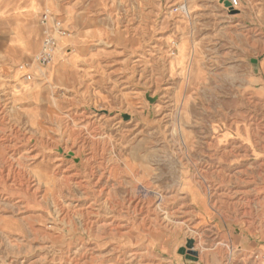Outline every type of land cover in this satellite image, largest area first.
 Listing matches in <instances>:
<instances>
[{"label": "rangeland", "instance_id": "obj_1", "mask_svg": "<svg viewBox=\"0 0 264 264\" xmlns=\"http://www.w3.org/2000/svg\"><path fill=\"white\" fill-rule=\"evenodd\" d=\"M39 13L0 45V264H264V0Z\"/></svg>", "mask_w": 264, "mask_h": 264}, {"label": "crops", "instance_id": "obj_2", "mask_svg": "<svg viewBox=\"0 0 264 264\" xmlns=\"http://www.w3.org/2000/svg\"><path fill=\"white\" fill-rule=\"evenodd\" d=\"M44 1L45 0H0V45L8 37V31L11 29L9 25L15 26L18 31H21L24 29L26 23L27 25L33 23L35 15L40 14L39 8L42 7ZM29 32V36L25 37V35L23 37L25 39L24 43L27 49L36 50L38 46V29L36 26L32 25Z\"/></svg>", "mask_w": 264, "mask_h": 264}, {"label": "built area", "instance_id": "obj_3", "mask_svg": "<svg viewBox=\"0 0 264 264\" xmlns=\"http://www.w3.org/2000/svg\"><path fill=\"white\" fill-rule=\"evenodd\" d=\"M232 7L239 4V0H228ZM39 23L42 26V42L41 49L35 56V62L41 66L46 67L54 60L56 51L58 49L57 38L64 34L63 21L59 16L53 15L48 9L41 12ZM32 73H27L25 79L31 81Z\"/></svg>", "mask_w": 264, "mask_h": 264}, {"label": "water", "instance_id": "obj_4", "mask_svg": "<svg viewBox=\"0 0 264 264\" xmlns=\"http://www.w3.org/2000/svg\"><path fill=\"white\" fill-rule=\"evenodd\" d=\"M188 246H190V244ZM179 254L184 255L185 254V250L183 248H181L179 250ZM194 256H195V253L192 252L191 254H188L186 257H187V259L194 260L195 259ZM194 264H196V263H194Z\"/></svg>", "mask_w": 264, "mask_h": 264}, {"label": "bare ground", "instance_id": "obj_5", "mask_svg": "<svg viewBox=\"0 0 264 264\" xmlns=\"http://www.w3.org/2000/svg\"><path fill=\"white\" fill-rule=\"evenodd\" d=\"M91 135V134H90ZM9 168H11V167H9ZM54 223H56L55 221H54Z\"/></svg>", "mask_w": 264, "mask_h": 264}]
</instances>
